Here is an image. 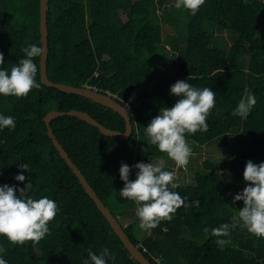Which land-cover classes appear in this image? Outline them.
<instances>
[{
	"label": "trees",
	"instance_id": "1",
	"mask_svg": "<svg viewBox=\"0 0 264 264\" xmlns=\"http://www.w3.org/2000/svg\"><path fill=\"white\" fill-rule=\"evenodd\" d=\"M167 0H50L48 76L54 83L90 87L121 103L130 102L133 133L129 139L109 137L74 117H59L51 127L99 198L126 234L153 264H264V237L239 226L228 237L211 229L231 223L243 202L233 196L245 187L246 162H264V0H205L187 20L160 15ZM166 8V7H164ZM228 34L231 45L218 35ZM164 38L166 44H164ZM41 43L40 0H0V52L11 69L24 58L22 48ZM167 46L170 50L167 51ZM33 88L25 97L0 96V112L15 118L13 131H0V185L31 181L29 195L48 196L58 205L49 232L39 241L14 244L0 236L8 264H82L88 251L108 247L115 264H140L131 258L96 204L88 196L47 134L44 118L51 111H83L105 127L125 132L116 112L78 95L41 82L40 58ZM216 93L207 132L185 134L193 153L213 146L223 152L217 165L205 160L194 183L176 189L189 202L171 221L162 220L151 234L138 237L135 202L118 193L122 162L170 161L148 139L145 127L176 97L170 87L186 80ZM257 99L247 119L233 116L245 92ZM29 165L28 172L18 168ZM130 180L135 179V172ZM23 172L25 182L14 176ZM227 173L232 182L224 179ZM19 195V193H17ZM238 219V217H237ZM205 229H208L206 232ZM220 239L225 240L223 245ZM109 264H113L109 261Z\"/></svg>",
	"mask_w": 264,
	"mask_h": 264
},
{
	"label": "clouds",
	"instance_id": "2",
	"mask_svg": "<svg viewBox=\"0 0 264 264\" xmlns=\"http://www.w3.org/2000/svg\"><path fill=\"white\" fill-rule=\"evenodd\" d=\"M204 3L205 0H175L174 6L176 9L189 10L195 15ZM21 51L24 58L13 64L10 70L4 67L5 57L0 52V96L25 97L33 88L40 87L36 80L38 65L34 58H41L44 48L39 43H33ZM170 94L176 97L174 105L171 108L162 107L159 114L152 118L144 129L152 145L161 153H166L178 167H185L192 155L185 134L208 131L207 119L210 110L215 107L216 93L212 88L195 87L186 79L177 80L170 87ZM122 103L125 112L128 113L130 105L128 107L124 100ZM256 103V96L246 91L232 111V115L242 120L247 119ZM15 127V118L0 112V131L8 128L11 132ZM18 168L28 172L29 165L19 163ZM133 168L137 171L135 179L130 180ZM119 177L124 186L118 195L135 202L139 228L149 235L150 230L155 229L162 220L171 221L181 206L186 208L190 203L199 205L198 200L189 202L176 191L180 187L175 179L176 173L167 170L163 160L138 162L134 166L122 162ZM243 179L245 187L232 198L233 204L243 202L242 209L237 211V216L232 218L230 224L223 223L212 228V236L228 237L231 230L239 226L257 237H264V162L256 164L251 160L247 161ZM14 180L23 183L26 176L23 172H18ZM31 187L30 180L24 188L17 184L0 185V236L6 237L14 244L22 245L26 241L43 239L50 230L49 222L59 211L57 202L48 196L35 198L29 195L28 190ZM218 243L223 245L225 240L220 239ZM5 254V247L0 244V264H8L4 258ZM115 260V253L104 247L99 254L89 249L88 256L83 259L82 264H109V261L115 264Z\"/></svg>",
	"mask_w": 264,
	"mask_h": 264
},
{
	"label": "water",
	"instance_id": "3",
	"mask_svg": "<svg viewBox=\"0 0 264 264\" xmlns=\"http://www.w3.org/2000/svg\"><path fill=\"white\" fill-rule=\"evenodd\" d=\"M50 11V0H40V34H41V43L44 48V54L40 58V76L41 82L49 88H55L60 90L63 93L69 95H78L81 97H85L98 103L108 109L113 110L118 113L126 122V130L125 132H120L116 130L109 129L99 123L96 119H94L90 114L78 111L71 110L69 112L62 111H51L44 118V122L47 126V134L49 138L52 140L53 145L56 150L59 152L62 159L65 160L69 168L73 171L75 176L78 178L80 184L85 189L88 196L93 200L96 204L98 210L102 213V215L106 218L108 223L111 225L115 234L119 237L120 241L123 243L124 247L130 253L131 258L135 259L140 264H153L146 256L139 250V248L132 242L130 237L124 231L122 225L114 216V214L110 211V209L104 204V202L99 198L97 192L92 188V186L87 181L86 177L83 175L82 171L78 168V166L74 163V161L70 158L67 151L64 149L58 138L56 137L51 123L59 117L69 116L78 118L89 125L98 128L101 134L109 137H123L124 139H129L133 133L132 119L131 113L128 110L126 113L124 109V105L119 103L114 97L109 94H101L95 89L90 87H75L67 84L54 83L49 79L48 76V57H49V29H48V13Z\"/></svg>",
	"mask_w": 264,
	"mask_h": 264
},
{
	"label": "rangeland",
	"instance_id": "4",
	"mask_svg": "<svg viewBox=\"0 0 264 264\" xmlns=\"http://www.w3.org/2000/svg\"><path fill=\"white\" fill-rule=\"evenodd\" d=\"M175 4V0H167L164 2V5L161 6L159 8V14L160 15H166L168 14L166 12V9H168L170 12L172 11V6ZM166 7V8H164ZM173 14L177 17V19L180 22H184L187 20V13H186V9H176L174 6V11ZM218 37L221 39L223 38L226 41V44L229 46L231 45V37L224 33L221 35H218ZM164 44H166V40L164 38ZM167 51L170 50V46H167L166 48ZM134 98V96L132 97V99ZM222 154L223 152L219 149L214 148L213 146H209V147H205L202 149L201 153L196 154L192 152V155L189 158V163L187 164V166L185 167H178L175 163V161L170 160V161H164L167 167V170L169 171H175L176 173V177L175 179H179L180 182H182L183 184H189V183H194V179H195V171L198 169L202 168V163L205 160H211L213 161L215 164H219L220 163V159L222 158ZM161 159H157V161H159ZM224 176V179L227 181L232 182L231 177L227 174V173H222ZM143 230H141L139 228V230L137 231V235L138 237H143Z\"/></svg>",
	"mask_w": 264,
	"mask_h": 264
},
{
	"label": "built area",
	"instance_id": "5",
	"mask_svg": "<svg viewBox=\"0 0 264 264\" xmlns=\"http://www.w3.org/2000/svg\"><path fill=\"white\" fill-rule=\"evenodd\" d=\"M132 99L128 100V101H125V104L129 107L130 105V102H131Z\"/></svg>",
	"mask_w": 264,
	"mask_h": 264
}]
</instances>
